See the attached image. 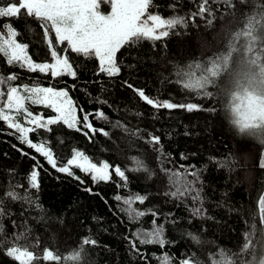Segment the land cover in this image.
Here are the masks:
<instances>
[{
    "label": "trees",
    "instance_id": "obj_1",
    "mask_svg": "<svg viewBox=\"0 0 264 264\" xmlns=\"http://www.w3.org/2000/svg\"><path fill=\"white\" fill-rule=\"evenodd\" d=\"M7 2L0 0V6ZM200 3L152 0V13L183 17L186 26L168 29V37L159 41L140 40L123 47L117 54L121 67L117 76L99 72L95 58L67 49L75 77L30 72L9 65L0 54V75L16 71L21 79L37 78L66 88L77 107L80 130L59 123L50 132L32 133L34 142L47 139L59 165L71 158L72 150H81L93 162L121 167L127 177L122 181L113 171L111 179L94 182L77 168L79 180L60 173L0 122V207L5 213L0 216L4 229L0 264H18L6 255L14 243L39 257L33 264H56L42 259L47 249L61 256L60 264H67L76 250L82 251L78 264H162L164 254L170 264L183 259L192 264H264V221L258 203L264 195V169L259 167L264 144L259 131L250 126L241 133L233 123L242 119L240 99L252 90L255 80L264 79V0H209L206 7L211 15L205 13L203 18L198 14ZM192 13H197L195 18ZM6 23L18 30L21 43L29 45L33 60L50 59L39 21L21 14L0 18V26ZM185 82L203 87L185 89ZM134 89L176 104L196 103L202 110L156 109ZM205 92L210 97H204ZM213 107L215 111H208ZM85 114L97 131L83 127ZM152 136L160 138L159 144L151 142ZM133 157L149 171H132ZM37 163L38 190L30 188L27 180ZM177 171L183 176L175 179L195 180L199 199H192L195 193L179 199L166 195L174 190L170 173ZM7 191L29 199L13 200ZM130 194L147 197L143 204L131 205L146 213L135 220L121 211L127 206L115 199ZM195 208L201 209L199 215L194 214ZM153 220L163 226L167 243L161 248L137 240V254L128 239L137 231L152 230ZM83 238L97 244L83 245Z\"/></svg>",
    "mask_w": 264,
    "mask_h": 264
},
{
    "label": "snow or ice",
    "instance_id": "obj_2",
    "mask_svg": "<svg viewBox=\"0 0 264 264\" xmlns=\"http://www.w3.org/2000/svg\"><path fill=\"white\" fill-rule=\"evenodd\" d=\"M109 4V11L102 12L101 4ZM152 0H8L7 3L0 6V18H20L21 14L25 18H35L40 22L43 30V36L47 37V47L53 62H35L28 52L29 45L18 42L19 32L11 23L0 26V54L6 58L9 65H18L22 69L30 72H39L49 74L56 78L62 75L76 76L73 66L66 54L59 53L50 36V31L54 32L56 41L60 45L67 44V48L73 53L81 54L85 58H95L98 61V70L109 77L119 75L121 71L120 65L117 63V53L126 45H135L140 40L159 41L168 37V29L175 28L177 25L186 26L183 17H173L164 19L159 14L148 13ZM209 0H202L199 5L198 14L201 18L205 13L211 15L208 5ZM197 13H192L195 18ZM211 20H209V23ZM18 76L11 74L7 77L0 75V122L13 130L9 134L14 135L19 143L26 145L28 148L35 150L40 154L46 162L61 173L74 176L73 167L79 169L85 174H90L94 182L107 181L111 179L112 172L121 178L122 181L127 180L125 171L119 166L113 168L108 162H93V160L80 150H72L71 158L66 163L58 166L51 146L47 139H39L34 142L31 139L32 133L39 134L41 129L50 132L51 126L63 123L68 128H76L81 123L77 117V109L73 101L69 97L67 90L53 86H41L40 81H35L31 85H14ZM127 83V82H125ZM6 86V87H5ZM132 87L131 84L127 85ZM185 89L196 91L202 88V84H193L185 82ZM139 98L153 108L159 109H186L188 112L202 110V106L196 103L176 104L168 100H160L152 98L145 94L143 89H134ZM211 93L205 92L204 97H210ZM31 105H42L52 109L56 115L44 117L42 114H34L30 110ZM215 111V107L208 109ZM236 112V109H233ZM100 118L107 119L103 112H98ZM239 127V131L243 133L249 125L242 123L241 119L233 121ZM83 127L90 129L92 132L97 131L89 122L88 114L83 116ZM102 134L108 135L102 129ZM87 135V133H85ZM260 143L264 144V133L260 136ZM160 138L151 137V142L159 144ZM28 155V153H23ZM32 159H36L32 157ZM135 163L132 171L143 170L148 172L147 167L138 158L133 157ZM40 165L34 166L27 177L28 184L32 189H39V169ZM184 166H181L183 168ZM259 167L264 169V154ZM169 172V170H165ZM185 172H188L185 169ZM189 175L197 177L196 172H188ZM152 173L149 172V176ZM183 173L177 171L170 173V184L174 190L166 193L174 198H182L186 195L195 193L193 200L199 199V190L195 188V180L187 181L186 178L177 180L176 177H182ZM80 179V177H75ZM90 191V189H88ZM261 191H264L262 189ZM6 195L13 200L29 199L27 196H20L15 191H7ZM117 201L127 206L121 209L131 219L135 220L145 212L134 210L131 205L135 202L141 204L147 199L146 196L139 194H130L128 197L117 195ZM260 216H264V195L258 198ZM194 214L199 215L200 208L193 209ZM4 209L0 207V216H3ZM155 216V213H153ZM13 225L15 222L13 221ZM4 231L3 225L0 224V234ZM163 226H156L153 220V228L150 231L140 230L133 233L132 239H128L131 249L140 254L136 241L141 245H159L161 248L167 243L164 239ZM191 236V233H189ZM194 240L196 237H192ZM16 240L19 237H15ZM83 245L97 244L94 239L83 238ZM6 255L13 258L18 264H33L34 260L39 259L27 247L13 246L7 247ZM82 251L76 250L67 257V260L81 261ZM42 259L44 261H60L62 258L58 254H54L52 250H47ZM162 264H170L167 254L161 258ZM180 264H192L188 259H183ZM216 264H220L219 261Z\"/></svg>",
    "mask_w": 264,
    "mask_h": 264
},
{
    "label": "rangeland",
    "instance_id": "obj_3",
    "mask_svg": "<svg viewBox=\"0 0 264 264\" xmlns=\"http://www.w3.org/2000/svg\"><path fill=\"white\" fill-rule=\"evenodd\" d=\"M100 10L102 12H105L106 13L107 11H109V4L102 3L101 4V7H100ZM148 13L154 14L149 9H148ZM164 19H169V18H164ZM49 34H50L51 39L53 41V46L56 47L57 51L59 53H61L62 55L66 54L68 56L66 49L67 50H70V49L67 48L66 42H65L64 45H60L56 41L54 32H51L50 31ZM47 39L48 38L46 37V41H47ZM18 42H20V41L18 40ZM35 62H37V61H35ZM44 62H49L50 63V62H53V61L51 60V57H50V59H48L47 61H44ZM73 70H74V67H73ZM11 74H16L18 76V79L14 83L12 82L14 85H18V86L19 85H24V84L31 85L33 82H35L37 80L40 81V79H37V78L34 79V81H28L27 79H21L20 78L21 74L19 72H16V71L8 72L7 74H5V77H7V76H9ZM44 75H50V73L49 74H44ZM40 84H41V86H53V87H55L52 84L51 85H48V84H45V83H43L41 81H40ZM55 88H57L58 90H60V89L67 90L66 88H59V87H55ZM67 92H68V90H67ZM68 94H69V92H68ZM240 94H242V93H240ZM69 97L73 101V99H72V97H71L70 94H69ZM241 102L243 103L241 105V108L242 109L240 111L241 118H242L241 119L242 120V123H245V124L249 125V127L251 126L252 130L259 131L258 136H260L262 133H264V79L263 80H258L257 82L255 80L254 83H253V85H252V90L249 91V92L246 91V95L242 99H240V102L239 103H241ZM73 103H74V101H73ZM74 105H75V103H74ZM76 109H77V107H76ZM30 110L34 114H42L46 118L56 115V113L52 109L46 108V107H44L42 105H31L30 106ZM47 110H51L53 113L52 114H49L47 112ZM77 117L79 118L78 110H77ZM77 127L79 128V125ZM72 129H76V128H72ZM11 131H13V130H11ZM103 162H107V161H103ZM49 166H51V165H49ZM58 166H59V164H58ZM74 168L75 167H73V172H74ZM63 174H65V173H63ZM74 174H75L74 176H76V177L78 176L75 172H74ZM262 217H263V221H264V216H262ZM47 250H51V249H47ZM47 250H45V252ZM54 254H56V253L54 252ZM60 261H49V262L56 263V264H60ZM67 264H78V263H77V261H71V260H69V262Z\"/></svg>",
    "mask_w": 264,
    "mask_h": 264
}]
</instances>
